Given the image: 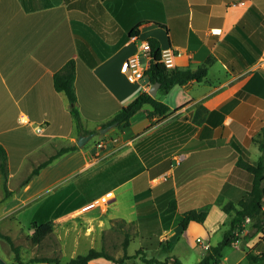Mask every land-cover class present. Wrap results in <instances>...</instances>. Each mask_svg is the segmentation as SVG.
Listing matches in <instances>:
<instances>
[{"label": "crops", "instance_id": "obj_1", "mask_svg": "<svg viewBox=\"0 0 264 264\" xmlns=\"http://www.w3.org/2000/svg\"><path fill=\"white\" fill-rule=\"evenodd\" d=\"M138 25L136 35L130 36ZM150 39H156L162 50L180 53L174 67L197 70L206 65L207 76L177 85L166 94L158 89L155 98L168 105L169 113L150 118L152 107L145 105L126 133L112 141L109 154L117 153L109 158L105 172H113L116 166L121 177L92 200L113 192L117 196L113 205L128 198L129 213L97 217L82 213L92 201H81L90 199L83 198L84 180H91L88 175L79 184L78 199L65 211L82 213L77 218L87 219L93 229L98 222L106 226L102 239L98 231L74 232L76 246L85 242L81 247L87 252L97 249V242L104 243L107 232L125 233L131 240L125 264H148L151 259L183 264L173 252L190 251L179 240L184 213L204 211L207 219L211 211L225 214L224 204L245 198L253 184V176L238 167V161L255 165L264 157L253 141L264 126V69L256 68L264 58V0H0V147L7 153L8 188L13 192L2 204L4 211L33 204L42 190L63 176L64 168L58 170V164L67 159L82 166L90 163L85 149L76 143L80 135L89 134L78 132L67 96L54 87L55 73L70 59L76 60L82 132L101 131L103 124L153 86L146 76L131 82L121 72L123 63L134 55L149 67L141 46ZM87 59L101 62L91 66ZM38 127L43 133L36 131ZM74 145L79 150L55 159L20 192L10 187L34 149L39 154L34 163H38ZM172 201L176 209L169 212ZM64 208L58 202L53 212ZM113 221L125 223L113 229ZM193 224L205 223L191 222L182 232H189ZM244 225L233 246L243 253L231 261L223 252L222 264H242L249 251L264 253V232L252 233L249 224ZM135 241L139 248L131 254ZM202 242L205 247L198 243L203 250L196 264L214 246ZM102 249L106 251L104 244L97 250ZM78 255V250L73 251L69 260ZM111 256L122 259L124 248ZM90 264L115 263L100 258Z\"/></svg>", "mask_w": 264, "mask_h": 264}, {"label": "rangeland", "instance_id": "obj_2", "mask_svg": "<svg viewBox=\"0 0 264 264\" xmlns=\"http://www.w3.org/2000/svg\"><path fill=\"white\" fill-rule=\"evenodd\" d=\"M40 128L41 127H38L36 130L38 133H40L38 131V129ZM126 130L127 129L121 125H115L105 133H101L99 129H96V132L93 133L92 138L89 139V141L83 147H81L85 149L86 158L90 163L88 165L85 163L82 166L81 164H77L78 161L76 162L74 160L67 159L63 163H60V165L58 164V170L59 168H64L63 176L58 180H55L44 190H42L43 192H45L38 195L33 200V204L31 203L15 211L3 210L4 206L2 203L5 201V194L3 190V177L0 173V231L5 235L10 236L11 240L14 243V247H18L19 255L23 259V261L28 262L33 258L55 257L67 261L70 259L72 252L75 250H78L79 254L86 253L87 249L81 247L85 242L82 243L80 247L76 246V233L74 232L77 230H82L83 234L91 232L95 233L98 231L100 235L102 233L99 239H102V237H104L105 232L101 231H103L102 228L106 226L99 222L96 223L100 220V218L95 221L96 227L94 229L97 230L94 231V229L90 227L91 222H88V220L84 218H77L84 212L82 209V213L78 215L76 213H70L73 211L66 212L65 209L68 208L66 206L70 205L72 201H76L78 199V188H80L79 184L83 180L84 175H88L91 178V180H84V184H86L87 188L85 190L86 195H84L83 198L88 196L90 199H82L81 201H85L86 203L93 198L100 196L111 183L118 181V179L121 177L119 175L120 169L115 166L113 172L106 173L105 171L107 169H105V167H107L106 163H108L109 158L113 157V155L117 153L112 152V154H109V152L113 149L111 148V146H113L112 141L114 140V138L120 139L122 133H126ZM32 139L33 141L37 139L35 134L33 135ZM33 148L34 147H32V149ZM36 150L34 149V151ZM34 151H32L33 154H30V157L26 158L24 165H22L21 171L17 173L16 179H13L10 183V187L14 192H20L22 188L31 183V181L35 180V178L38 180L37 176H32V178L28 180L33 169H35L39 166V164L42 163H34L38 161L39 156V154ZM50 156L51 155H46L42 159H48ZM73 162L76 163L74 167H72ZM105 175H107L106 178ZM21 176L22 178H20ZM42 191H38L36 192V194ZM41 201H45L42 206H40ZM93 201L95 200H92L91 202ZM58 202H62V205H64L65 208L63 209L64 211H58V213H56L58 215L57 216L53 212V208ZM130 205V201L128 200V198H126L123 204L117 206L111 205L107 206L106 208L103 205H98L96 208L87 210L85 212H89V214H92L94 216L96 215V217L101 213L110 215L115 214L117 216H120L122 214L129 213V209L127 210L126 207ZM119 207H121V211H119ZM226 215V213L222 214L218 211H211L209 218L203 226L193 224L190 231L185 233L182 232L183 229L181 228L179 233V240L184 243L190 251L184 252L180 249H175L173 254L176 255L178 259H181L180 261L183 264H196V262L199 260L198 256L200 254V251L203 250L198 244L197 239L201 238L204 241L212 242V244L214 245L221 242L225 231L229 227L228 218ZM45 218L50 219L53 226V232L49 234L41 244L35 245L31 241V236L33 233L32 223L35 220L38 221ZM54 220H57L58 222H54ZM220 222L221 225L216 228L215 224H219ZM246 224H250V222H246ZM123 231H130V234L133 233V229L131 230V228H124ZM252 233H255V231L252 230ZM105 235L106 236L104 238V243L97 242V249H99L104 244V248L111 255L116 256L118 252H122L126 234L107 232V234ZM240 235H238L239 238ZM246 239L247 238H245V240ZM237 241L234 243L235 245L233 244V246H236ZM138 243L139 242L135 241L130 245L129 253H135V250L139 248ZM233 246L227 247L224 250V255L229 256L231 258V261L241 256V254L243 253L242 250H237ZM14 247L7 241L0 239V260L4 264H19L16 260L17 253L14 250ZM241 247H243L242 244ZM246 248L247 247H245L244 245L243 249ZM248 250L249 249H247V251ZM137 262L140 263V261ZM141 263L143 262L141 261Z\"/></svg>", "mask_w": 264, "mask_h": 264}, {"label": "trees", "instance_id": "obj_3", "mask_svg": "<svg viewBox=\"0 0 264 264\" xmlns=\"http://www.w3.org/2000/svg\"><path fill=\"white\" fill-rule=\"evenodd\" d=\"M242 25L239 24V26ZM139 25L133 29L130 36H135L138 31ZM151 46V59L150 65L145 72V76L148 78L150 84L154 85L156 83L160 84L159 93L166 94L173 87L177 85H185L192 81L200 82L204 80L208 73V68L206 65L199 67L197 70H192L190 68L181 69L177 67L166 68L161 62L162 60V49L159 42L156 39L149 40ZM81 57L84 56L82 50L80 51ZM86 62L94 66L95 64L101 62L92 61L87 59ZM234 70V69H232ZM77 64L75 59H70L59 71L54 75V87L56 91L63 92L67 96L70 103L71 116L75 120L77 129L79 133L93 134L96 131H83V122L78 109V98L75 89ZM145 105H150L152 111L149 113V117L154 116L163 117L169 113L170 108L168 105L152 97L147 92H141L138 97L130 103L128 106L122 108L117 115L103 124L101 128H106L109 125L118 123V125L128 128L131 126V119L139 112ZM196 119V118H195ZM197 122L198 119H196ZM100 131V129H99ZM253 141L258 145L261 152L264 151V126L261 131L253 138ZM77 145L63 147L58 149L57 152L50 156L46 161L39 164L38 167L33 169L31 176L28 178L30 180L32 176H38L40 171L51 164L55 159L63 156L64 154L74 152L78 150ZM237 166L244 169L246 172L253 176V184L251 190L248 192L247 196L237 203L227 202L223 206V211L230 217V224L228 229L223 235V239L217 245L210 246L208 248L207 254L201 259L197 264H222L223 252L227 247L233 246V244L239 240L238 234L242 233L245 228V222L250 219V228H252L255 233L264 232V157L261 156L257 164H251L243 159H240ZM0 173L3 177V190L7 200L13 194L8 188V169H7V153L3 147H0ZM28 182V181H27ZM176 209V202L172 201L169 205V212ZM208 213L204 211L189 210L184 213L183 218L180 221V226L185 231L191 222H196L199 224H204L207 219ZM125 223L124 221H113V229L120 228V225ZM33 233L31 236V241L35 245H39L43 240L53 232V226L49 219L35 220L32 223ZM0 239L7 241L10 245L14 247V243L10 236L3 234L0 231ZM130 237L126 235V239L123 244L124 257L122 259H116L109 255L104 249H90L86 254H81L72 258L66 263H63L60 258H33L28 262L23 261L19 255L18 247H14L16 251V260L19 264H36V263H48V264H90L91 261L100 258H105L107 260L113 261L115 264H125V259L129 258L127 254V249L130 244ZM148 264H161L155 259L146 260ZM176 264H181L178 260H175ZM242 264H264V253L255 254L249 251Z\"/></svg>", "mask_w": 264, "mask_h": 264}, {"label": "built area", "instance_id": "obj_4", "mask_svg": "<svg viewBox=\"0 0 264 264\" xmlns=\"http://www.w3.org/2000/svg\"><path fill=\"white\" fill-rule=\"evenodd\" d=\"M142 52L144 55L151 59V46L149 42H144L142 44ZM180 53L175 52L172 49H164L162 50V60L161 62L164 64L166 68H173L175 65V58L178 56ZM256 68H262L264 69V58H262ZM147 68L141 63L140 56L134 55L130 57L128 60H126L122 67H121V72L125 74L129 81L131 82H138L144 79L145 77V72ZM40 133H43V128L38 129ZM117 202V196L113 192H109L106 195H103L96 199L95 201L89 203L86 205L83 209L85 210H90L93 208H96L98 205H103V206H108V205H113ZM79 214V213H78ZM63 221V220H61ZM250 219H247L246 222H249ZM198 243H201L204 247L205 245L203 244L201 239L197 240ZM235 245V244H234Z\"/></svg>", "mask_w": 264, "mask_h": 264}, {"label": "water", "instance_id": "obj_5", "mask_svg": "<svg viewBox=\"0 0 264 264\" xmlns=\"http://www.w3.org/2000/svg\"><path fill=\"white\" fill-rule=\"evenodd\" d=\"M159 87H160V84H159V83L154 84V85L151 87V89H150V91H149V94H150L152 97H156ZM115 125H118V123L116 122V123H114V124H112V125L107 126L106 128L101 129V133H105V132L108 131L111 127H113V126H115ZM92 136H93V134H89V135H80V136L78 137L77 141H76L77 145H78L79 147H83V146L89 141V139L92 138ZM0 263H1V264H4L1 260H0Z\"/></svg>", "mask_w": 264, "mask_h": 264}, {"label": "bare ground", "instance_id": "obj_6", "mask_svg": "<svg viewBox=\"0 0 264 264\" xmlns=\"http://www.w3.org/2000/svg\"><path fill=\"white\" fill-rule=\"evenodd\" d=\"M83 208H84V207H83ZM83 208H82V210H83L84 212L87 211V210H85V209H83Z\"/></svg>", "mask_w": 264, "mask_h": 264}]
</instances>
